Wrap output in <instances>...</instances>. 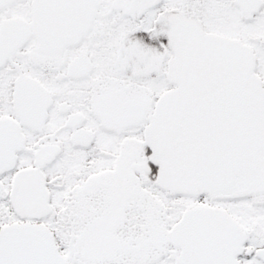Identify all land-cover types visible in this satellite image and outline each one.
Wrapping results in <instances>:
<instances>
[{
    "label": "snow or ice",
    "instance_id": "snow-or-ice-1",
    "mask_svg": "<svg viewBox=\"0 0 264 264\" xmlns=\"http://www.w3.org/2000/svg\"><path fill=\"white\" fill-rule=\"evenodd\" d=\"M0 264H264V0H0Z\"/></svg>",
    "mask_w": 264,
    "mask_h": 264
}]
</instances>
